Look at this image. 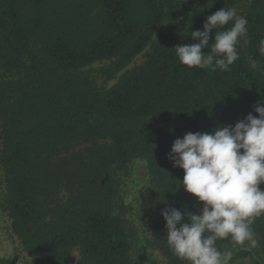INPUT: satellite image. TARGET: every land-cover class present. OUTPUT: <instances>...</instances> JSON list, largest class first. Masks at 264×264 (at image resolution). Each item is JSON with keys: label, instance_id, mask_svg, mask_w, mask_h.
Listing matches in <instances>:
<instances>
[{"label": "trees", "instance_id": "16d2710c", "mask_svg": "<svg viewBox=\"0 0 264 264\" xmlns=\"http://www.w3.org/2000/svg\"><path fill=\"white\" fill-rule=\"evenodd\" d=\"M222 8L248 20L239 58L228 71L182 65L174 47L198 43L190 33ZM262 39L264 0H0V207L34 264L147 263V247L132 256L120 194L136 160L153 188V246L167 264H189L168 245L161 212L199 215V200L184 190L185 173L169 153L186 133L258 117ZM139 55L142 64L105 90L80 72L111 61V76ZM251 227L257 250L238 249L228 264H264V215Z\"/></svg>", "mask_w": 264, "mask_h": 264}, {"label": "clouds", "instance_id": "9594fccd", "mask_svg": "<svg viewBox=\"0 0 264 264\" xmlns=\"http://www.w3.org/2000/svg\"><path fill=\"white\" fill-rule=\"evenodd\" d=\"M231 22V27H225ZM248 20L236 8H222L210 15L203 30L190 33L194 41L176 46L182 65L228 71L238 58L237 45L247 35ZM215 30L214 42L209 44ZM210 51H202L209 49ZM259 53L264 55V39ZM234 126H217L210 133H186L172 144L169 159L184 171L182 185L203 207L199 215L165 208L167 243L174 254L189 264H228L231 252L216 247L229 236L238 244L257 245L251 227L264 215V101ZM187 217V223H182ZM179 225V227H178Z\"/></svg>", "mask_w": 264, "mask_h": 264}, {"label": "rangeland", "instance_id": "374dc122", "mask_svg": "<svg viewBox=\"0 0 264 264\" xmlns=\"http://www.w3.org/2000/svg\"><path fill=\"white\" fill-rule=\"evenodd\" d=\"M249 0H239V6ZM168 25H164L154 37L165 30ZM144 61L143 55L137 56L127 67L109 76L106 71L111 67V61L97 62L93 65L82 69L80 72L89 80L94 82L98 88L105 90L110 88L118 78L125 72L138 67ZM146 165L141 160L130 163L122 177L120 194L128 205V212L125 216L127 229L132 246V256L136 258L140 250L144 247L148 249L146 264H167L166 258L158 249L153 246L151 229L153 224L152 198L153 188L146 171ZM264 190V186L259 185ZM6 191L5 176L2 166L0 165V196ZM201 212L203 202L198 201ZM238 249L257 250V245L252 247L250 242L238 244L235 241L225 247L223 252L234 254ZM74 260L77 259V252L72 255ZM9 259L16 264H34L32 259L23 249L16 235L12 231L11 220L8 213L0 207V260Z\"/></svg>", "mask_w": 264, "mask_h": 264}]
</instances>
